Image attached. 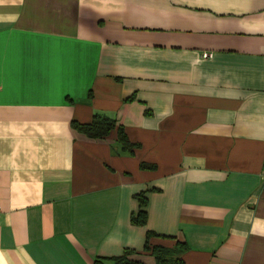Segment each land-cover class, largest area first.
Masks as SVG:
<instances>
[{"label":"crops","instance_id":"crops-1","mask_svg":"<svg viewBox=\"0 0 264 264\" xmlns=\"http://www.w3.org/2000/svg\"><path fill=\"white\" fill-rule=\"evenodd\" d=\"M263 176L264 0H0V264H264Z\"/></svg>","mask_w":264,"mask_h":264},{"label":"trees","instance_id":"trees-1","mask_svg":"<svg viewBox=\"0 0 264 264\" xmlns=\"http://www.w3.org/2000/svg\"><path fill=\"white\" fill-rule=\"evenodd\" d=\"M131 99H129L130 101ZM74 128L77 132L85 134L92 139H103L109 136L113 131L118 132V141L121 144L124 151L132 153L136 145L132 144L124 128L119 126L117 122L111 118L96 116L90 124H80L74 122ZM146 192L136 196L139 202V211L132 214L131 222L135 226H146L148 222V213L146 207L148 199ZM160 238L153 232H148L146 235L145 253H149L154 259L156 264H183L182 256L187 250V246L184 242H177L175 247L154 246L151 244V240L154 238ZM140 253L127 249L121 256L112 258H98L95 264H146L139 259Z\"/></svg>","mask_w":264,"mask_h":264},{"label":"built area","instance_id":"built-area-1","mask_svg":"<svg viewBox=\"0 0 264 264\" xmlns=\"http://www.w3.org/2000/svg\"><path fill=\"white\" fill-rule=\"evenodd\" d=\"M206 58H207V54L206 55H204ZM263 178H264V176H263Z\"/></svg>","mask_w":264,"mask_h":264}]
</instances>
